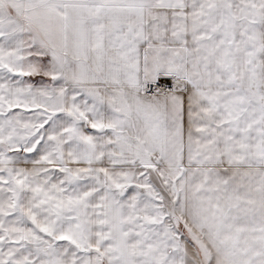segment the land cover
Returning <instances> with one entry per match:
<instances>
[{
	"label": "snow or ice",
	"instance_id": "1",
	"mask_svg": "<svg viewBox=\"0 0 264 264\" xmlns=\"http://www.w3.org/2000/svg\"><path fill=\"white\" fill-rule=\"evenodd\" d=\"M0 264H264V0H0Z\"/></svg>",
	"mask_w": 264,
	"mask_h": 264
}]
</instances>
